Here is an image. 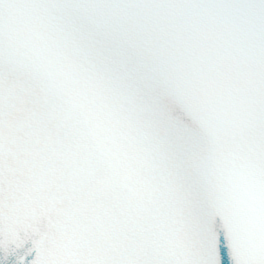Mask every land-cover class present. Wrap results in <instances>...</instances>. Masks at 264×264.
I'll list each match as a JSON object with an SVG mask.
<instances>
[{
  "label": "snow or ice",
  "instance_id": "6c2138e0",
  "mask_svg": "<svg viewBox=\"0 0 264 264\" xmlns=\"http://www.w3.org/2000/svg\"><path fill=\"white\" fill-rule=\"evenodd\" d=\"M0 264H264V0H0Z\"/></svg>",
  "mask_w": 264,
  "mask_h": 264
}]
</instances>
